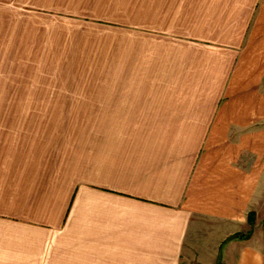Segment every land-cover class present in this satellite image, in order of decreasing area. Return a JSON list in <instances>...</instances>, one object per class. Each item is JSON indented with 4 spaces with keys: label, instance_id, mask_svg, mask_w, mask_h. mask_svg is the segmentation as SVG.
<instances>
[{
    "label": "crops",
    "instance_id": "0c3cea01",
    "mask_svg": "<svg viewBox=\"0 0 264 264\" xmlns=\"http://www.w3.org/2000/svg\"><path fill=\"white\" fill-rule=\"evenodd\" d=\"M0 65V264H264V0H0Z\"/></svg>",
    "mask_w": 264,
    "mask_h": 264
},
{
    "label": "rangeland",
    "instance_id": "374dc122",
    "mask_svg": "<svg viewBox=\"0 0 264 264\" xmlns=\"http://www.w3.org/2000/svg\"><path fill=\"white\" fill-rule=\"evenodd\" d=\"M4 67H9V65H0V69ZM5 76H10V72L4 73L0 71V105L6 104H38L42 103V96H28V95H16L12 92L17 91L15 89L20 88V84H17L18 81H12L10 78H5ZM14 88V89H13ZM0 114H11V112H1ZM16 114H26L29 115V118H57L59 115L64 116V118L74 115L75 113H58V112H27V113H16ZM67 115V116H66ZM41 116V117H40ZM44 116V117H42ZM48 116V117H47ZM28 118V117H26Z\"/></svg>",
    "mask_w": 264,
    "mask_h": 264
}]
</instances>
